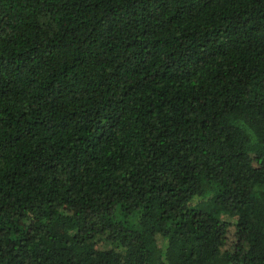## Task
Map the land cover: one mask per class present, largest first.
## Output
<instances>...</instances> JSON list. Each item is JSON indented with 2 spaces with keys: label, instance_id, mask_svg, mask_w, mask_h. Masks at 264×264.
I'll use <instances>...</instances> for the list:
<instances>
[{
  "label": "trees",
  "instance_id": "obj_1",
  "mask_svg": "<svg viewBox=\"0 0 264 264\" xmlns=\"http://www.w3.org/2000/svg\"><path fill=\"white\" fill-rule=\"evenodd\" d=\"M0 264H264V0H0Z\"/></svg>",
  "mask_w": 264,
  "mask_h": 264
},
{
  "label": "rangeland",
  "instance_id": "obj_2",
  "mask_svg": "<svg viewBox=\"0 0 264 264\" xmlns=\"http://www.w3.org/2000/svg\"><path fill=\"white\" fill-rule=\"evenodd\" d=\"M225 218L231 222L230 232H231V234L234 233V228H235V226H234L235 218H231V217H227V216H225Z\"/></svg>",
  "mask_w": 264,
  "mask_h": 264
}]
</instances>
